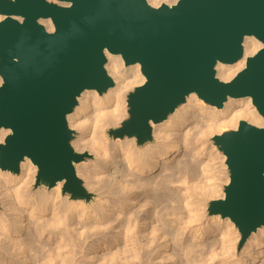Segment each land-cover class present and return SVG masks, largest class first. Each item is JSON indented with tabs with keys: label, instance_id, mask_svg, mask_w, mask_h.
I'll list each match as a JSON object with an SVG mask.
<instances>
[{
	"label": "water",
	"instance_id": "water-1",
	"mask_svg": "<svg viewBox=\"0 0 264 264\" xmlns=\"http://www.w3.org/2000/svg\"><path fill=\"white\" fill-rule=\"evenodd\" d=\"M0 14V128L11 129L0 144V167L19 172L29 157L38 167L37 185L64 180L72 198H93L76 171L87 154L73 147L67 116L84 90L103 93L114 85L106 51L127 65L140 63L146 77L128 95L129 118L110 129L114 138L147 143L150 122L167 119L193 92L217 107L250 96L264 117V0L158 7L148 0H0ZM49 18L54 31L40 22ZM248 35L263 47L232 80H220L217 63L241 59ZM213 140L226 156L230 181L209 213L235 222L243 245L264 225V126L243 120Z\"/></svg>",
	"mask_w": 264,
	"mask_h": 264
},
{
	"label": "bare ground",
	"instance_id": "bare-ground-1",
	"mask_svg": "<svg viewBox=\"0 0 264 264\" xmlns=\"http://www.w3.org/2000/svg\"><path fill=\"white\" fill-rule=\"evenodd\" d=\"M148 1L158 7L178 0ZM40 22L54 31L50 18ZM243 46L235 63H217L220 80H232L263 43L248 35ZM106 56L114 85L103 93L84 90L67 116L69 126L81 131L75 150L95 152L92 164L80 161L75 167L98 194L97 202L63 197L64 180L50 191L30 192L31 169L38 167L29 157L19 175L0 167V264H264V225L239 251L235 222L208 213L221 180L209 141L243 120L263 127L252 98L229 97L217 107L193 92L167 119L150 122L149 144L140 145L136 136L110 143L105 131L124 121L127 94L146 77L140 63L127 65L109 51ZM91 118L93 126L86 127ZM10 133L0 128V144ZM99 249L107 252L100 256Z\"/></svg>",
	"mask_w": 264,
	"mask_h": 264
},
{
	"label": "rangeland",
	"instance_id": "rangeland-1",
	"mask_svg": "<svg viewBox=\"0 0 264 264\" xmlns=\"http://www.w3.org/2000/svg\"><path fill=\"white\" fill-rule=\"evenodd\" d=\"M54 1V0H53ZM137 86H139V85H136V86H132L131 87V90H129V93L127 94V98H126V102H125V108H126V112H127V116L125 117V119H124V121L126 120V119H128L129 118V104H128V95L130 94V92H132V91H134L135 90V88L137 87ZM88 116H90V115H88ZM89 120H92V118L91 119H89ZM88 120V122L86 123V127H92L93 126V120L92 121H89ZM123 122V121H122ZM122 122L119 124V125H117V126H112L111 128H109V129H107L106 131H105V134H106V139L108 140V142H110V143H115L116 141H118V140H126V139H128V138H132L133 136H125V137H116V138H114L113 136H111L110 135V133H109V131H110V129H112V128H118V127H120L121 125H122ZM90 123H92V125L90 124ZM89 128V130H91ZM72 129L75 131V137H74V139L72 140V145H73V147H74V144H75V142H77L78 140H79V138L81 137V131H80V129L78 128V127H72ZM229 130H233V129H228V130H226V131H229ZM225 131V132H226ZM152 133H153V130H152ZM91 137V132L90 133H86V138L87 139H89ZM214 138V137H213ZM213 138H211V141H209V143H210V149H211V152H209L210 154H212V156H213V158H214V160H213V162L215 163L214 164V166H215V168H216V170H217V173L219 174L218 176H220L221 175V177H218V179H221V180H218V185H219V187H220V190H219V192L218 193H220V194H218L217 193V195H215L213 198H211L210 199V201H209V204H210V202L212 201V200H217V199H222V194L225 192V186H226V182H225V180L229 177L230 178V171H229V168H228V165H227V163H226V157H225V154L218 148V146L215 144V142H214V140H213ZM138 139V138H137ZM153 139V138H152ZM139 142V141H138ZM151 142V140H149L147 143H145V144H142V145H147V144H149ZM140 144V143H139ZM141 145V144H140ZM91 148H86V149H84V150H80V151H77V152H80V153H85V154H87L86 156H85V158H84V160H82V161H86V162H89V164H92L97 158H96V156H95V152L93 151L92 152V149L90 150ZM4 170V169H3ZM219 170V171H218ZM4 171H7V170H4ZM221 171V172H220ZM13 173H14V175H19V174H21V168H20V171L19 172H14L13 171ZM31 173H33L35 176H34V178H33V181H32V183L30 184V192H37V191H43V190H48V191H50V190H52L54 187H51V188H49L48 186H46V185H37L36 184V178H37V174H38V171L36 172L35 171V169L34 168H32L31 169ZM79 176V175H78ZM82 180H83V184H84V186L86 187V189L89 191V192H91L92 194H93V198L91 199V200H86V199H81V200H83L84 202H86L87 204H89V205H91V204H93V203H95V202H97V198H98V194L96 193V192H93V191H91V189H89V187L86 185V182H85V179L82 177V176H79ZM229 181H230V179H229ZM228 181V182H229ZM220 183V184H219ZM63 190H64V187H63ZM62 195H63V197H68L69 199H71V200H73L74 198H72L71 197V194L70 193H68V192H62ZM0 204H1V198H0ZM208 213H209V206H208ZM211 215H213V214H210L209 213V216H211ZM237 226V225H236ZM238 227V226H237ZM238 230H239V228H238ZM239 234H240V236H239V239H238V242H237V247H238V249H239V251L243 248V246H244V244L247 242V240L245 241V243L243 244V245H241V240H242V234H241V232H240V230H239ZM92 240L90 239L89 240V243L90 244H92ZM107 252V249H99V251H98V254L100 255V256H102L104 253H106ZM82 254L81 253H79L78 254V257H80Z\"/></svg>",
	"mask_w": 264,
	"mask_h": 264
}]
</instances>
